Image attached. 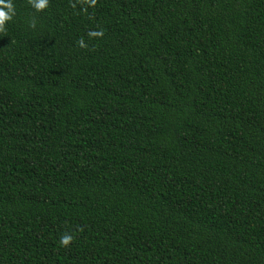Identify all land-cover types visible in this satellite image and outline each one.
<instances>
[{"label": "trees", "instance_id": "1", "mask_svg": "<svg viewBox=\"0 0 264 264\" xmlns=\"http://www.w3.org/2000/svg\"><path fill=\"white\" fill-rule=\"evenodd\" d=\"M13 3L0 264H264V0Z\"/></svg>", "mask_w": 264, "mask_h": 264}, {"label": "clouds", "instance_id": "2", "mask_svg": "<svg viewBox=\"0 0 264 264\" xmlns=\"http://www.w3.org/2000/svg\"><path fill=\"white\" fill-rule=\"evenodd\" d=\"M99 0H70V7L77 8L80 5V10L87 14L89 8L95 9L98 5ZM28 5L32 8L35 13L45 12L50 6V0H27ZM16 15L15 6L13 0H0V34L7 33V25L13 20ZM37 25V19L33 16L28 21V27L35 29ZM104 35L103 30H90L87 33L89 39L102 38ZM77 46L82 49H87L88 44L82 37L77 41ZM74 240V236L70 233H64L59 238V246L68 248Z\"/></svg>", "mask_w": 264, "mask_h": 264}]
</instances>
